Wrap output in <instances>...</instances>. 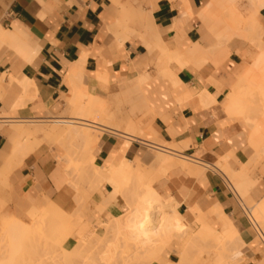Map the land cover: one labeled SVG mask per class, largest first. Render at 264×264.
Here are the masks:
<instances>
[{
	"label": "crops",
	"instance_id": "0c3cea01",
	"mask_svg": "<svg viewBox=\"0 0 264 264\" xmlns=\"http://www.w3.org/2000/svg\"><path fill=\"white\" fill-rule=\"evenodd\" d=\"M136 1L0 0V33H12L31 48L0 46V168L17 164L8 122L69 116L64 115L66 103L75 95L78 81L77 89L86 88L91 97L102 101L129 91L132 98L142 97L145 101V117L139 113L135 117L145 124L151 121L153 134L148 144L178 146L180 155L205 165L200 177L171 170L154 184L165 200H174L177 212L188 218L185 223L192 229L181 243L171 246L163 263L154 264H181L183 256L187 264H215L221 255L226 257V246V250L212 248L211 256L205 258H200L201 248H189L201 229L193 212L205 214L219 236H224L222 218L239 225L244 264H264V247L247 215L264 202V163L251 168L249 176L256 185L246 197H240L218 166L238 173L254 156L249 127L225 113L232 84L246 66L232 53L242 51L237 44L249 41L233 39L228 44L229 56L217 68L211 63L199 70L181 68L176 61L169 62L171 53H184L194 45L208 50L217 43L211 29L199 18L211 0ZM257 21L259 41L264 45V6ZM168 70L175 74V84L166 75ZM75 74L82 77L73 82ZM141 78L143 84L137 88ZM208 99L215 104L208 103ZM123 139L104 133L94 151L95 165L103 167L114 151L131 162L138 157L145 159L147 145L137 139ZM59 157L57 147L42 144L23 159L22 165L1 168L7 179L2 177L6 185L0 184V230L13 219L29 226L33 212L49 204L75 215L79 202H83L91 225L128 213L123 198L108 202L107 194L113 190L109 183L94 194L81 185L75 190ZM7 159L11 160L8 166L4 165ZM100 208L105 210L100 212ZM212 210L220 211L221 217ZM195 225H199L196 232ZM70 227L73 232L67 243L74 238L78 243L80 235L73 225ZM187 251H193L194 256Z\"/></svg>",
	"mask_w": 264,
	"mask_h": 264
},
{
	"label": "bare ground",
	"instance_id": "6f19581e",
	"mask_svg": "<svg viewBox=\"0 0 264 264\" xmlns=\"http://www.w3.org/2000/svg\"><path fill=\"white\" fill-rule=\"evenodd\" d=\"M239 2L240 0H211L210 4L205 7L204 11L199 14V18L201 19V21L206 23L207 26L211 29L217 43L212 45V47L208 50L203 49L199 45H194L184 53H171L169 55L170 59L167 58V60L169 59V62L176 61L181 68L192 66L199 70L200 68L209 63H211L214 67L217 68L229 56L230 50L228 48V44L233 39H245L255 43V45L258 47L259 53L254 63V68L251 70L245 66V68L241 72L240 77L237 78V80L232 84L231 94L228 96L227 101L225 103V113L229 117L241 119L243 121V125L248 126L251 130L250 145L253 148L254 156L248 163H246L245 167L242 168L243 170L241 169V171L238 173H234L226 169V174L229 175V178L234 183L235 191H237L239 195H242H240V197H246V195L250 192L251 188L256 185L251 180L253 179V177L250 178L249 176L251 163L260 156L264 157V45H262L259 41L260 28L259 23L257 21V16L259 14L260 9L264 6V2H262V0L246 1V4L249 5L251 10V14L249 15L248 19L245 18V14L243 15V8H241ZM189 15L191 16L190 11ZM124 24L125 23H123V25ZM246 33L247 35L253 33V38L252 36H250L251 38L247 37ZM7 44H13L19 50L31 49L26 43L22 42L18 36L12 33L10 34L1 31L0 46ZM163 50L167 51L166 49ZM164 61L166 60L164 59ZM76 74L75 77H71L72 81L74 80V78L77 79L78 76H80L78 78L82 77L81 75ZM166 75H168V78L171 79L173 84H175V74L172 71L168 70ZM252 75L256 77H252ZM101 77L102 76H99L100 81H105V79ZM76 81L77 80H75V83ZM143 81V78L139 79L137 88L139 87V84ZM78 83L75 84V95L66 103L67 111L64 113V115L69 116H62L48 120L31 119V121L13 120L12 122H8L11 125L12 131L11 141L13 143L12 145L14 146L13 154L15 156L14 158H16L17 160V164H15L14 166H20L23 159H25L26 156L31 154L40 145L38 139L43 138L44 140L52 141V143H69L71 145L64 146L69 150V154L67 157L60 158V160L62 161L63 159V161H65V163L68 165V170L70 176L73 179V183H76L74 174L78 173V165H76V163L78 164L80 163V161L82 163L80 165H84V168L88 169L87 173L91 174L93 177V179H89V181H92V185L95 184L94 186L96 188L94 187V192L95 189L96 191H99L101 189L103 181H108L109 184H111L110 187L112 186L113 188V190L107 194L109 196L107 198L109 203H112L115 199H118L119 197L122 198L124 196L126 198V183L130 181L131 184L132 180L135 181L134 179H136L138 184L137 190L133 195L131 194L132 196L130 195L131 198L128 202L130 210L128 211V213L123 215V217L111 219L110 222L101 223V226L94 225L98 229H95V235L92 237V239H90V241H95L98 244L97 252L102 253L101 256L100 253H97L99 258L103 257L102 255L104 252L109 253V258L103 257L104 259L102 258L101 260L104 261L105 259H109L110 262L105 260L103 264H132V260H135L136 262L139 261V263L136 264H154L157 262L163 263L164 258L169 253V249L171 248V246L176 243H179V239L181 240L184 237L183 235L186 234V232L188 231L186 228L183 229V237H177V231L180 228L182 229L186 227L184 220H186L187 218L181 216L177 212L176 207L174 206V200H165V198L156 191L154 183L158 181L159 178H162L161 176L166 175L171 170H179L187 175L193 177H200L202 175V172L204 170L203 168L205 167V165H203V163L199 164V162L193 159H189L180 155L179 150L181 149L178 146L172 145L167 147H152L150 144H148L150 135L153 134V130L151 128V121L149 122V124L146 125L143 119L139 120L136 119V117L134 118V115L138 113H143L146 109L145 101L142 97L134 99L132 98L129 91H123L117 96H115L114 99L111 101H102L91 97L88 94L86 88H84V90H82V87H79V89L81 90L77 89ZM257 99L258 101H260L259 103H256L255 100ZM212 101V99L207 100L208 103ZM207 102L206 104H208ZM124 105H129L128 107H130V115H125L126 117H122L120 115V112L122 111V107ZM208 105L211 106L212 103ZM70 114H72V116ZM152 121L154 122V120ZM30 123L36 125H39L41 123H48L51 125V127L67 126L68 129L62 133H53L52 130H50L52 131V133L50 131L43 132L41 130V127V129L26 127V125ZM104 133H111L113 134V136L117 135L125 139L127 138V140L137 139L139 142L143 143L144 145H147V147L157 151L158 156L153 157V152H151L152 157L150 156V154L145 156V159L138 157L134 162H131L123 158L119 152L114 151L111 154L110 159L105 163L103 167H97L95 165L96 157L94 155V151ZM174 133L175 132H173V135H175ZM73 142H76V144L80 146H76V144ZM71 143H73L74 146L80 148V152H82L83 157H80L82 158L81 160L79 159L80 161L78 160V158L72 156L75 152L70 151V148L73 147ZM181 148L183 149V147ZM77 153H79L78 150ZM231 155H233V153ZM13 160L15 161V159ZM9 161L11 162V160L9 159L8 162L4 163V165L8 166L10 164ZM144 163H146V166L150 164V169L144 168ZM201 165L203 167H201ZM14 166H11L12 168L6 166L1 168L6 167V169H14ZM207 166L206 168H208ZM218 166L224 168V166H222L221 164ZM80 167L78 168V170L81 169L84 171L83 166L82 168ZM221 167L219 169H222ZM1 168L0 171H2V173H0V184L2 183L3 185H6V183L2 182V179L5 177L3 175L5 174V171H3L4 169ZM6 179L4 178V181ZM6 182L8 183V181ZM77 185L78 184H76V186ZM76 186L74 185V187ZM123 186L126 187H124L123 189ZM75 189L77 190L78 188ZM170 207L172 210L169 209ZM219 212L215 211L213 214L221 217V214ZM193 214L196 216L195 222L201 224V229L198 233L195 234L194 243L192 242L193 244H190L189 248L195 250L201 248L199 249L201 250V252H199L200 258H205L204 256H211L212 248L220 249L222 247V250H226L224 248L227 247L229 253H234L233 256L237 254V259H244V255L242 252V242H239L238 237V234L240 232L239 225H234L229 220H227V218H222L226 236H219L212 230V228L207 223V218L205 214L201 215L199 212H193ZM32 216L40 217L39 227L35 224L36 226L32 227V229H28L24 225H22L20 221L16 219L12 220L13 223L11 227L13 228V231L15 229L17 232L15 238L17 239L16 241L18 242L19 239L23 240V234L29 235L30 233H34L36 230V232H38V229L43 228V225L46 226L47 221V224H51L53 226L52 229H50L55 239L57 237H63L60 238L61 241L56 242V246H58L56 248V252H58L59 250L61 253H64H62V257L65 258V260L62 257H60V260H64V264H73V262L70 260V254L72 251H75L77 244H81L83 242L85 233L83 230L81 231L80 229L82 228V225L85 227L84 223L81 222V220H78L75 222L73 221L71 224V221L75 218V216L65 213L63 210L55 207V205L52 204H49L46 208L36 209L33 212ZM37 217H35L36 221ZM145 217L146 220H142V218ZM248 217L252 224L261 233L264 234L260 223L253 214V210L251 212H248ZM257 217L259 218V220H264V202L261 205H258ZM154 220H158V223H154ZM140 222L144 223L143 229L138 227V224ZM70 225H73L74 229L77 230L80 235V240L76 245L68 249L66 247L67 240L73 232ZM102 225H104V227ZM105 225L108 226L106 227ZM47 226L50 227V225ZM33 228H35L34 232H32ZM60 230H62V232H59ZM10 233H12V230ZM109 234L111 236H109ZM8 235L12 237L11 234L8 233ZM106 237H111L112 240H108ZM225 238L234 239V241L237 242V245L233 246L232 243H230L228 240H224ZM223 240L225 241V243L227 242V244L223 243ZM63 243H65V245ZM224 245H226V247ZM192 246L194 248H192ZM100 248H103L105 251H103L102 249L101 252ZM132 248L134 249V251L132 253H129V250ZM96 250L94 253H96ZM123 250H125V252H123ZM192 252L187 251L189 255L191 254L190 257L194 256V253ZM94 253L92 252V254H90L88 258L93 257ZM223 253L225 252L223 251ZM220 254H222V251L220 252ZM59 256L60 255H58V257ZM228 256H230V254H226V257L221 255L219 259L216 260L217 262L215 264H225V262L227 261L226 258ZM190 257H188V259ZM92 260L93 258H91L90 261L95 262L96 259L93 261ZM192 260H195V258L193 257ZM41 262L42 261H40V263ZM181 264H187L186 256H183Z\"/></svg>",
	"mask_w": 264,
	"mask_h": 264
},
{
	"label": "rangeland",
	"instance_id": "374dc122",
	"mask_svg": "<svg viewBox=\"0 0 264 264\" xmlns=\"http://www.w3.org/2000/svg\"><path fill=\"white\" fill-rule=\"evenodd\" d=\"M246 1L245 0H243V1L240 0V2H239L240 4L239 5L241 6V8H243V9L245 8L244 10L242 9L243 15L245 14V18L248 19L249 18V15L251 14V10H250L249 5L246 4L247 3ZM133 3H137V1L136 0H133ZM246 36L249 37V38H251L250 36H252V38H253V33H250V35H247V33H246ZM236 39H239V38H236ZM237 46L239 48H241L242 51L239 52V53L236 52V51H234L232 54H235L236 57L239 58V61H240L241 65L242 64H246V67L252 70L254 68V63H255L256 58H257V48L255 47V43L249 41V42H246V43H243V44H241V43L240 44H237ZM253 75H255V74H253ZM253 75H252V77H256V76H253ZM237 76H239V74H237ZM237 76H236V78H238ZM255 101H256V103H259L260 102V101H258V99L255 100ZM128 106L129 105H126V106L124 105L122 107V111H121L122 113L120 112V115L122 117H126L130 113L129 112L130 107H128ZM72 114H70V115L72 116ZM139 114H141L142 118L145 117L143 115V113H139ZM134 118H135V115H134ZM139 120H142V119H139ZM26 127H28V128H40L41 127L42 129L41 128L40 129L43 132H45V131L48 132V131L52 130L53 133H62V132L66 131L68 129L67 126H52L51 127V125L48 124V123H41L39 125L30 123V124H27ZM52 131H50V132L52 133ZM38 142L40 143V145L47 144V145L52 146V147H57L59 149V151H60L59 161L61 162V164L63 165V167L67 171V173H69L68 165L65 163V161H63V159H62V161H63L62 162L60 160V158H64V157H67L68 156L69 150L66 147H64V146L65 145L71 146V145L69 143L63 144V143L54 142V141H53L54 143H52V141H47V140H44L43 138H39L38 139ZM73 143L76 144V142H73ZM73 143H71L73 147L70 148V151L75 152L74 153L75 156L72 155V154H70V155H72L73 157L78 158V160L79 159L81 160L83 158L82 157V152H80L81 150H80L79 147H76V146H80V145H77L76 144V146H74ZM76 148H78V149H76ZM66 149H67V151H66ZM149 149H151V148H148L146 150V153H144V156H147V155H150L151 154L150 156L152 157V153L151 152H153V155H154L153 157L158 156V152L157 151H155L154 149H151V150H149ZM77 150L79 151L80 154L77 153ZM155 152H157V153H155ZM80 157H82V158H80ZM146 163L143 164L144 168L150 169L151 165L149 164V166H146ZM262 163H264V157L263 156H260L259 158H256L255 161H253L251 163L250 170H251V168H256L258 165H260ZM80 164H82L81 161L78 164L76 163V165H78V168L81 166ZM82 166H83V168L85 167L84 165H82ZM82 166L80 168H82ZM78 168H77L78 173L77 174H74V178H75L76 183H73V181H72L73 179L70 176L71 183H73L72 185H75L76 186V184H78V185H81L83 187L86 186L84 189H86L87 191L91 192L92 194L96 193L98 190L96 191V189H95V192H94V187H95L94 185L95 184L92 185V181L91 182L89 181V179H93V177H92L91 174L87 173L88 169L87 168H84V171H83L81 169L78 170ZM221 168L224 170L225 173H227V171L223 167H221ZM79 171H83V172H79ZM85 172H86V174H85ZM154 172H156V171H154ZM69 175H70V173H69ZM226 175L229 178V175L228 174H226ZM82 176H83V178H82ZM164 176H161V177H164ZM159 179H161V178H159ZM129 180H130V178H129ZM134 180L135 181L132 180L131 184H130V181H128V182L126 181L127 182L126 183L127 184L126 185L127 187L126 186H123V189H124V187H126L125 188V192H126V195L125 196H126L127 199L124 196L122 198L127 203L128 210H130V207L128 205V202L130 201L129 199L131 198L130 195L131 194L133 195L136 192V190H137V185H138L137 184V180L136 179H134ZM229 180L231 181L230 178H229ZM105 183H109V182L108 181H103V184H105ZM103 184H102V186H103ZM78 185L75 188H78ZM232 185L234 186V183L233 182H232ZM5 187H6V189H8V186H5ZM112 189L113 188L111 186V190ZM127 192H129V193H127ZM108 197L109 196H107V198ZM79 206H80V209H79V211L77 213H75V215H74L75 218L71 221V224H72L73 221L75 222V221L81 220V222L84 223L85 227L82 225V228L83 229L81 228L80 230L81 231L82 230L84 231L85 237H84L83 242L81 244H77L76 245L77 239H75V238L73 240H71L69 243H67L66 247L68 249L71 248L72 246L76 245L75 251H72L71 254H70V257H71L70 260L73 262V264L74 263L75 264H92V263H94V264L99 263L100 264V260L103 257H108L109 256V253L104 252L103 255H102L103 256L102 258L101 257L100 258L98 257V254L100 253V252L99 253L97 252L98 251V249H97L98 244L95 241L94 242L90 241V239H92V237L95 235V229L97 230L98 228L96 226H94V225L89 224L90 222L86 219L87 218V216H86L87 215V208H86L85 204L83 202H80V205ZM169 209L172 210L171 207ZM97 210H98V208H97ZM104 210H102L101 208L99 209L100 212H103ZM257 213H258V207H256L255 209H253V214H254L255 218L258 220V222L260 223V226H261L262 230L264 231V220L263 219H260L259 220V218L257 217ZM35 217H37V216H31V222H30V225L29 226H26L24 224H22V225H24L28 229H30V228L32 229V227H34L36 225H38V227H39V225H40L39 224L40 223L39 222V218L40 217H37L36 218L37 221L35 220ZM110 221H111V219H110ZM110 221H108V222H110ZM6 222L7 223L4 224L3 227L0 230V236H1L0 237V241H1V243H0V263H3V264H59V263L62 264L63 263V261L65 260V258L62 257L63 256L62 255L63 252L61 253L59 250H58V252H56V248L58 247V246H56V244H57L56 242L61 241L60 238L62 236L59 237V238L57 237L55 239V237L53 236V233L51 231V229H52L53 226L51 224H47L48 223L47 221H46V226L43 225V228L38 229V232H36L37 230L35 231L36 233L34 232V229L36 228L35 227V228H33V231H32L34 233H30L29 235L28 234H23V240H20L19 239L18 242L16 241L17 239H15L16 238V235H17V232H16L15 229H14V231H15L14 232L13 231V228L11 227V225H12L13 222L12 221H6ZM101 223H105V222H101L100 221L96 225L97 226H101ZM184 223H185V220H184ZM191 224H193V223H191ZM47 225H50V227L47 226ZM185 225H186V223H185ZM102 226L104 227V225H102ZM105 226L107 227L108 225H105ZM185 228L188 230L186 232V234L183 233L184 232L183 229H185ZM198 229H199V227L196 226V225L193 227L194 232L198 231ZM11 230H12V233H10ZM62 230H60L59 232H62ZM191 232H192V229L190 227H188L187 225H186V227H184L182 229L180 228L177 231V234H178L177 237L178 238L180 236L181 237L184 236V237L181 240L179 239V241H180L179 243H181L184 240V238L188 234H190ZM223 232H224V236H226V233H225L224 229H223ZM8 233L11 234L12 237H10V235H8ZM13 233H15V234H13ZM109 236H111V235L109 234ZM103 237H104V235H103ZM108 237H106L108 240H110V239L112 240L111 237L110 238H108ZM225 240H228L230 243H232L233 246L236 244L235 243L236 241H234V239H227V238H225ZM3 243L4 244L7 243V244L4 245ZM223 243H225V241ZM63 244L65 245V243H63ZM225 244H227V242ZM221 246H222V244H221ZM224 246H226V245H224ZM94 249L95 250L97 249L96 250V253H94L95 252ZM100 249H101V252H102V249L103 248H100ZM103 251H105V250L103 249ZM133 251H134V249L132 248V249L129 250V253H132ZM92 252L94 253V256L91 257V258H93V260L96 259L95 262L93 260H92L93 262H91L90 261L91 258H88L90 256V254H92ZM123 252H125V250H123ZM101 254L102 253H100V256H101ZM227 254L228 255L230 254V256H228L229 258L226 259L227 260L225 262L226 264H244V261L245 260L244 259H241V260L240 259H237V254L235 256H233L234 253H232V252L231 253H227ZM58 255H60V256L58 257ZM104 255H106V256H104ZM60 257H62L64 260H60L61 259ZM105 260H107V259H105ZM40 261H42V262L40 263ZM104 261L101 260V264H103ZM107 261H109V259ZM49 262H51V263H49ZM131 263L132 264H136V263H139V261L136 262L135 260H132ZM211 264H213V263H211Z\"/></svg>",
	"mask_w": 264,
	"mask_h": 264
},
{
	"label": "built area",
	"instance_id": "2783aa9c",
	"mask_svg": "<svg viewBox=\"0 0 264 264\" xmlns=\"http://www.w3.org/2000/svg\"><path fill=\"white\" fill-rule=\"evenodd\" d=\"M249 218V217H248ZM250 220V219H249ZM251 222V221H250ZM251 224H252V222H251ZM252 226L255 228V230H256V232H257V235H258V237H259V239H260V241H261V243H262V245H263V247H264V234L263 233H261L253 224H252Z\"/></svg>",
	"mask_w": 264,
	"mask_h": 264
},
{
	"label": "snow or ice",
	"instance_id": "6c2138e0",
	"mask_svg": "<svg viewBox=\"0 0 264 264\" xmlns=\"http://www.w3.org/2000/svg\"><path fill=\"white\" fill-rule=\"evenodd\" d=\"M142 220H146V217L145 218H142ZM154 223H158V220H154ZM138 227L141 228V229H143L144 228V223L143 222H140L138 224Z\"/></svg>",
	"mask_w": 264,
	"mask_h": 264
}]
</instances>
